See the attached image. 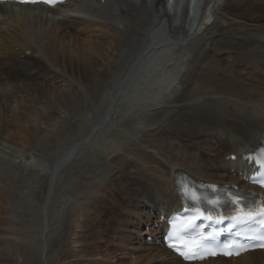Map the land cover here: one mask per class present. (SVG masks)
Instances as JSON below:
<instances>
[{
    "label": "bare ground",
    "instance_id": "obj_1",
    "mask_svg": "<svg viewBox=\"0 0 264 264\" xmlns=\"http://www.w3.org/2000/svg\"><path fill=\"white\" fill-rule=\"evenodd\" d=\"M0 17V151L8 156L5 137L17 125L13 138L32 157L20 156L17 165L0 158V226L24 241L16 244V261L101 256L99 264H109L121 254V264L126 255L130 264H186L140 235L158 239L162 212L178 204L179 171L253 188L240 161H249L264 138V0H202L195 20L180 22L166 0H68L57 8L10 3ZM26 60L48 77L61 75L53 86L58 104L46 78L34 87L19 65ZM68 84L67 105L60 97ZM23 93L50 106L37 110ZM183 107L193 116L187 125L173 122ZM204 135L212 140L205 144ZM174 138L189 154L196 151L194 169ZM233 154L237 160H224ZM206 164L212 166L205 170ZM125 182L137 185L130 199ZM143 189L149 191L135 197ZM150 220L155 226L147 228ZM73 240L78 254L69 249ZM192 264H264V251Z\"/></svg>",
    "mask_w": 264,
    "mask_h": 264
},
{
    "label": "rangeland",
    "instance_id": "obj_2",
    "mask_svg": "<svg viewBox=\"0 0 264 264\" xmlns=\"http://www.w3.org/2000/svg\"><path fill=\"white\" fill-rule=\"evenodd\" d=\"M33 61H36L35 59L33 60ZM4 62V61H3ZM100 64V65H99ZM99 64H97V65H95V69L97 70V69H99L100 68V66L102 65L101 63H99ZM8 66H10V67H15V65L13 64V63H10V64H7ZM20 65V67L22 68V70H25V74L26 75H29L30 77L32 76V79L34 80V84H36V86H34V87H42L41 86V81L40 80H42L43 78H46L47 79V81H45V80H43V81H45V83L44 84H47L48 86H50V94L48 93V95L49 96H52V103L55 105V104H58L59 103V100L58 99H56L53 95H54V92H55V90L53 89V86H54V84L55 83H58L59 81H60V79H58V78H54V77H56V76H58V77H61V75L60 74H54V75H52L51 77L49 76H47L48 75V72L46 71V70H44V69H35L34 68V66L28 61V60H26L24 63H20L19 64ZM0 66L1 67H3L4 66V64H2V62H1V64H0ZM99 66V67H98ZM39 67V66H38ZM97 67V68H96ZM40 68V67H39ZM0 69H2V68H0ZM1 71V70H0ZM11 71V70H10ZM17 71V72H16ZM93 71H95V70H92L91 72H93ZM14 72H16L17 74H16V76H20V73H19V69H15L14 70ZM70 73H72V72H70ZM65 75V74H64ZM71 76V75H70ZM54 78V79H53ZM36 80V81H35ZM16 81H17V79H16ZM39 81V82H38ZM71 81V80H70ZM19 84H22V83H26V82H18ZM30 83H33V82H30ZM37 83H39V84H37ZM43 84V83H42ZM65 83H63V85H64ZM38 85V86H37ZM14 87V85H8V89L11 91L12 90V88ZM6 88V87H5ZM52 88V89H51ZM3 89H4V87H3ZM67 89V90H66ZM66 91L64 92V97L63 96H61L60 97V99H62V101H64V103H66L67 105H68V103H69V101L72 99L71 98V96L69 95L70 93H71V90H72V86H69V84L66 86ZM4 91V90H3ZM52 91V92H51ZM68 92V93H67ZM44 94V93H43ZM31 97V98H30ZM63 97V98H62ZM23 99V101H25L24 103H30L31 105H33V107H36L35 109H37V110H40V111H45V108L44 107H49L50 106V103L49 102H46V100H44V98H38V97H33V96H28V95H26V93L24 94L23 93V97H22ZM25 99V100H24ZM74 99V98H73ZM67 100H69V101H67ZM46 108V109H47ZM179 109V108H178ZM184 109V110H183ZM183 109H182V113H180L179 112V114H177V112H174L172 115L173 116H175L174 117V119H173V122L174 121H177L178 123H182V124H185V125H187V124H189L190 123V117H193V116H191V115H189L188 113H189V111L188 110H186L185 109V107H183ZM184 112V113H183ZM191 112H193V110L191 111ZM197 112V111H196ZM3 116V115H2ZM2 116H0V119L2 118ZM221 119V118H220ZM2 120H5V119H2ZM177 123V124H178ZM15 124V123H14ZM69 127H70V125H68ZM16 128V129H15ZM201 129V127L199 128V130ZM18 133L19 132V134H20V131H19V129L17 128V125H15L14 126V128H12L11 129V131H9V136H6L5 137V141L7 142V146L9 147H11V149L9 148V149H7L6 151L11 155V154H13V155H15V156H17V157H14L13 155H11V156H9V154H8V156L7 155H5V154H3L1 151H0V153H2L3 154V156H1L2 154H0V158H3L4 159V156H5V158L7 159L6 161H11L12 163L13 162H15L16 163V165L20 162V159H22V157H20V156H24V157H27V158H32V157H30V156H28V152H26V149H24V147H23V145L20 143V142H18L17 140H14L15 138H13V133ZM186 132H188V129L186 130ZM185 133V132H184ZM184 133H181V134H184ZM188 134H189V132H188ZM204 137V141H202V142H204L205 144L207 143V141L209 140V141H211L212 139H210L211 137H208L207 135H204L203 136ZM195 138L197 139V137L195 136ZM231 140H233V138H230ZM171 140V139H170ZM173 141V142H172ZM172 144H173V146H177V147H179L180 148V150L181 151H184L183 152V160L186 162V164L188 165V167L189 168H192V169H194L195 167V163L194 162H196V160H194L193 159V157H194V152H196L195 150H191V152H190V154L188 153V149L187 148H185V147H183L182 145H181V143H180V141L178 140V139H172ZM198 141H201V140H198ZM187 142H190V143H194V141H189V140H187ZM13 143V144H12ZM199 144V142H195V144ZM211 143V142H210ZM12 144V145H11ZM12 147H14V149H18L19 150V152L17 153V154H14V153H11V151H13L12 150ZM16 147V148H15ZM176 147V148H177ZM4 150V149H3ZM9 150V151H8ZM14 152V151H13ZM216 154H220L219 152H217ZM222 154V153H221ZM220 154V155H221ZM9 157V158H8ZM12 157V158H11ZM209 161V160H208ZM219 165H220V163H219ZM208 166L209 165H204V168L205 169H207L208 168ZM11 170H14V169H11ZM15 170H16V167H15ZM17 171V170H16ZM14 172V171H11L12 173H10V174H17V172ZM126 179H124V180H121V181H125ZM121 184V183H120ZM115 186H116V184H115ZM113 187V189H114V191H113V195L114 196H117L118 198L120 197H122V198H124L123 196H122V193L120 192V191H117V189H116V187ZM137 187V185H135V184H131V183H129V182H125V185H124V188H122V190H125L126 191V196H127V198L128 199H130L129 197V195L133 192V190H132V188H136ZM119 190V189H118ZM146 190V189H145ZM145 190H143V191H141L139 194H137L135 197H139V195L140 194H142V193H144L145 192ZM45 191H47V189H45ZM119 192L121 193L120 195H119ZM132 197L133 196H131V200H132ZM120 198L118 199L119 201H120ZM128 199H126L127 201H129ZM106 202H108V200H105V203ZM120 203H122L121 201H120ZM128 203V202H127ZM110 204H111V202H110ZM106 209V208H105ZM104 209V211H106ZM116 209L117 208H115V211H116ZM114 210V209H113ZM112 211H110V213H111ZM90 216L91 217H94V216H96V214H95V212L94 211H91L90 212ZM102 216V215H101ZM103 217V216H102ZM97 218H99V216L97 217ZM0 228L1 229H3L2 231H0V264H17L18 263V261H16V257H15V254L16 253H18V251H17V249L15 250V247H16V244H19L22 240L21 239H19L18 238V240H16L17 238H11L8 234H7V228H6V226L4 227H2V226H0ZM6 229V230H5ZM76 231V230H75ZM88 233V232H87ZM7 234V235H6ZM9 237V238H8ZM70 238H71V236H70ZM74 237L72 236V239H73ZM8 239H9V241H8ZM90 239H91V237L89 236L88 238H87V241H89V242H91L90 241ZM14 240V241H13ZM23 243H24V241H22ZM22 242H21V244H22ZM26 242H28V240H26L25 241V243ZM73 245L71 246V248H69L70 249V251H72V250H74V252H77V254H78V251L80 250V248L78 247V244L77 243H75V240H73ZM12 245V246H11ZM10 246L12 247V248H10ZM65 246H69V243H65L64 244V247ZM70 247V246H69ZM66 248H68V247H66ZM74 248V249H73ZM111 249V247L110 246H108V250H110ZM14 250H15V252H14ZM127 253V252H126ZM129 253L131 254L132 253V251H129ZM126 255V254H125ZM100 257L101 256H97V257H93V258H89V257H86V258H77V259H71V260H65V261H61V264H69L70 263V261H72L71 263L73 264L74 262H76V263H74V264H99V263H101V260H104V259H102V257H101V259H100ZM121 259V258H123V256L121 255V254H119V255H117V256H115L114 258L113 257H109L108 259V261H110L109 262V264H121V263H123V261L121 262L120 260H117V259ZM135 258H137V257H134V259ZM15 260V261H14ZM78 260V261H77ZM135 260H137V259H135ZM21 261V260H20ZM103 262V261H102ZM124 262L125 263H127V264H130L131 262H133V260L128 256V255H126L125 256V258H124ZM20 263H22V262H20ZM70 263V264H71ZM138 263H140L139 261H138ZM19 264V263H18ZM30 264V263H29ZM141 264V263H140ZM160 264V263H159Z\"/></svg>",
    "mask_w": 264,
    "mask_h": 264
},
{
    "label": "snow or ice",
    "instance_id": "obj_3",
    "mask_svg": "<svg viewBox=\"0 0 264 264\" xmlns=\"http://www.w3.org/2000/svg\"><path fill=\"white\" fill-rule=\"evenodd\" d=\"M0 2H3V0H0ZM21 2L22 3H33V4L39 2V3L49 5L51 7H56L59 0H21ZM169 2L173 3L174 0H169ZM192 3L195 5L196 3H198V0H192ZM261 151H262V153H264V150H261ZM248 159L250 162H252L254 165H256L258 167V170L264 171V158L257 159L255 156H250V157H248ZM235 202L239 206V198H236ZM254 211H255L254 209H249V211L245 214L244 219H248V218L252 217L254 214ZM205 219H210V216L206 215ZM257 219H264V206H261ZM253 240H256L258 242H252ZM168 246L174 247V245L171 243ZM205 247L206 246L203 244L197 245L196 250L191 253V256L203 258L202 253H204ZM257 247L264 248V234H261L259 237L250 238L248 243L239 244L237 247L232 248V250L230 252H224L223 254H225V255H231L232 253L239 254V252L242 250H247L249 248H257ZM176 250L185 259L190 258L189 254L184 250V248H177ZM208 254L214 256L217 253L211 252Z\"/></svg>",
    "mask_w": 264,
    "mask_h": 264
}]
</instances>
